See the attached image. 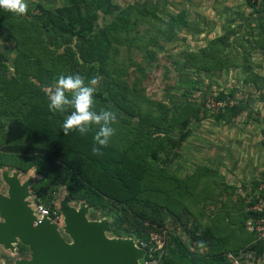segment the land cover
I'll return each instance as SVG.
<instances>
[{"label":"trees","instance_id":"1","mask_svg":"<svg viewBox=\"0 0 264 264\" xmlns=\"http://www.w3.org/2000/svg\"><path fill=\"white\" fill-rule=\"evenodd\" d=\"M86 1L87 6H82ZM248 1L253 8H257L256 0ZM88 7L91 9L88 10ZM115 9L117 8L112 0H67L64 6L53 9L32 3L26 5L23 14L0 8V28L14 39L22 60L33 61L37 66L35 73L17 76L19 80L28 79L36 90L39 87L37 83L45 82L41 79L42 75L47 76L46 84L50 85L60 76L72 75L83 68L88 69L89 74L98 73L108 81L107 85L93 94L94 101L100 102L94 111L99 113L101 110H109L116 115L118 123L115 122L112 127L115 129L119 125L108 143L122 150L123 159L114 163L110 169L100 154L93 151V144L90 142L82 144L70 137H57L44 142L34 137L28 124L18 115L20 109L16 98L21 97L20 89L13 91L16 94L11 95L10 101H2L3 105L0 103V167L12 166L23 171L35 167L39 178L32 187V193L36 202L44 203L51 209L58 203L55 193L58 189L65 188L71 199L84 201L94 208L109 209L115 218L124 212L127 225L131 228L130 236L149 240L152 234H162L167 230L165 252L160 264H229L225 258L228 251L220 248V240L215 238L210 228L203 227L201 223L196 224L190 233L195 247L192 249L179 232L170 231L166 226L163 205L159 196L155 195L162 185L172 186L173 182L180 184L182 192L189 193L187 190L190 183L184 181L181 184L176 175L157 166L155 160L158 158L159 148L164 149L167 143L179 146L189 133H181L178 139L173 137L172 119L176 114L175 110L132 87L125 78L126 70L111 65L118 49L110 37L111 33L121 29L128 39L129 24L153 27L163 26L166 21L155 10L149 11L147 8L128 4L121 14L120 22L111 23L106 28L98 27V13L112 14ZM256 10L262 13L264 20V4ZM181 14L174 24H185L186 18ZM171 18L174 20L176 17ZM74 38L81 44L78 58L72 46ZM226 39H214L199 51L190 53L188 59L197 72L221 71L233 64L226 55L222 57L226 50ZM72 65H77V68L74 69ZM109 65L113 68L109 69ZM208 94L226 97L223 93L217 94L212 90L204 92L201 100H198L201 105H192L195 117L199 118L198 112L202 106L205 111H209L205 106V96ZM28 99L31 102V95H28ZM111 103L115 106L111 107ZM29 106L31 110L33 105ZM222 111L217 114L223 113ZM129 117L138 118L139 121L147 118L146 127H142L141 122L138 127H127L125 122ZM154 118L158 123L152 122ZM188 123L189 119L183 120L182 128ZM155 133L158 135L156 138ZM161 134L165 140H162ZM132 135H138L141 140L132 139ZM153 145L156 148L151 150ZM172 148L169 147L168 152ZM148 156L152 159L148 160ZM251 216L259 214L248 211L245 222ZM263 246L264 243L261 242L249 248L261 253Z\"/></svg>","mask_w":264,"mask_h":264},{"label":"rangeland","instance_id":"2","mask_svg":"<svg viewBox=\"0 0 264 264\" xmlns=\"http://www.w3.org/2000/svg\"><path fill=\"white\" fill-rule=\"evenodd\" d=\"M162 1L163 0H112L117 9L113 10L112 14L105 15L99 12L96 23L98 27L106 28L111 23L120 22L122 17L121 14L128 4L140 8H147L149 11L155 10L158 16L166 21L163 26L156 25L153 27L146 24L138 27L134 24H129L127 26V31H129L127 32L129 35L128 39L125 32L121 31V29L111 33V40L115 43L114 46L118 49V53L114 57L111 65H117L126 70L125 78L132 87L142 91L148 98L175 110L176 114H174L172 119L173 137L178 139L181 133L186 132L189 133V136L185 138L179 146H172L167 143L164 146V149L159 148L158 158L155 160V163L157 166L160 165L171 175H176L175 171H177L180 176H185V178H187L191 175V132L195 129L192 124L198 118L195 117L192 105H201L198 101L202 98L203 94L201 93L210 91L211 82L207 79V75L202 72H197L196 68L192 66L188 59L193 50L190 43V30L182 29L180 26L174 24V22L180 19L179 15L181 12L178 11L184 9V7L187 8L188 2L183 3L181 0H166L169 5L172 6V13L166 14L159 12L160 7H158V5L159 3L161 4ZM23 2L26 5L32 3L41 4L50 9L67 4V0H23ZM87 3V1L84 2L82 6H87ZM173 4H176V6ZM90 9L91 7H88V10ZM172 16L176 18L173 20L171 18ZM184 17L188 18L187 13H185ZM262 21H264L263 18ZM246 35L249 38L252 36L251 33H247ZM46 37H48L47 34ZM72 46L74 48L75 56L78 58L80 56L81 44L76 38H74ZM73 62L77 63L75 60H73ZM111 65H109V69L113 68ZM71 67H74L75 69V67L77 68V65H72ZM36 69L37 66L33 61L26 62L22 60L14 39L7 31L0 28L1 105H3L2 101H10L9 98L11 95L16 94L14 92L21 89V97L18 96V98H16L20 109L18 115L26 124H28L30 132L34 137L42 139L44 142L56 139L57 137H70L71 140L81 142L82 144H88L90 142V144H93V147L95 146L99 149L97 152L106 162L105 165L110 169L113 167L114 163L123 159V157H121L123 155L122 150L118 148V146L112 143H108L105 146L94 143V135L97 129L95 125L91 126L89 131L86 130L83 135L75 130H68L67 132L64 130L62 122L66 115L70 113L71 109L67 108L65 113H60L49 111L47 107L49 93L54 91L57 81L47 85V76L42 75L41 79L45 80V82L37 83L39 87L36 90V87L31 86L32 84L28 79L20 78L21 80H19L17 77L19 75L21 76L23 73L31 75L32 72L35 73ZM74 74H80L84 78L86 84L89 79L96 77L98 79V84L95 86L96 91L108 84V81L98 73L89 74L88 69L85 68L76 71ZM218 81L221 80L219 79ZM41 85L43 87H41ZM28 95H31V102L28 99ZM66 95L70 97V93H66ZM206 97L207 95L205 98ZM205 98L203 96L204 100ZM29 104L33 105L31 110H29ZM99 104V101H94L92 110L94 111L99 107ZM110 106L114 107L115 105L111 103ZM155 106L156 109H159L157 105ZM146 108L148 109L150 107ZM162 109H164V107ZM204 109L205 108L202 106L198 114L200 113V115H202L204 113H209L211 115H216L209 111H205ZM155 111L159 113L157 110ZM186 119H189V123L182 128L181 122ZM116 122L118 123L117 120ZM140 122L142 127H146L148 121L145 117L141 121H139L138 118L129 117V120H126L125 123L127 127L134 128L138 127ZM152 122L156 124L158 123V120L154 118ZM5 123H7V121H5ZM118 125L119 124L116 125L115 129ZM157 136L158 135L155 133L154 137L156 138ZM160 136L162 137V140H165L163 134ZM131 138L134 140H141V137L138 135H132ZM111 139L114 140V138ZM169 147L173 148L168 152ZM152 148H156V145H153L151 150ZM151 159L152 157L148 156V160ZM7 175H17L21 182L30 181L31 197L29 200L31 204H35L36 200L32 193V187L39 178L35 167L29 168L25 171L12 166L0 167L1 195L8 194L9 187L5 181V176ZM198 177H200V175L196 174L193 177V180ZM205 178L206 176L203 180ZM188 179L182 180L180 183H190L189 190H187L189 193L182 192L181 187L179 186L180 184L178 185L173 182L172 186H170V184L162 185L155 196H159V201L163 205L162 212L166 219L167 228L170 231L179 232L185 241L191 245L192 249H194L195 247L191 242L190 234L192 232L191 230L194 229L197 224L194 214L198 213L201 218L204 217L210 209H207L206 205L197 207V200L199 198L202 199V196L200 195L204 196L205 194L207 196L208 191L206 193L205 190L198 189L197 187L201 184L198 182V184L194 186L191 184L194 183V181ZM55 197L57 202L60 203L62 199L69 196L65 188H60L55 193ZM82 202L83 201H76L70 198V204L76 207H79ZM118 215L119 217L115 218L109 209H98L90 206L87 219L89 221L102 220L104 218L107 219L111 226V230L106 232L108 238L117 239L130 236L131 228L127 225L125 218L126 214L122 212ZM2 220L3 218L0 216V221ZM202 224L204 225V223H201V225ZM65 237L67 238L66 235ZM15 247L16 250L12 251L4 246H0V264H13L18 259L27 258L29 255L28 247L24 246V248H21L20 250H18V244H16Z\"/></svg>","mask_w":264,"mask_h":264},{"label":"crops","instance_id":"3","mask_svg":"<svg viewBox=\"0 0 264 264\" xmlns=\"http://www.w3.org/2000/svg\"><path fill=\"white\" fill-rule=\"evenodd\" d=\"M181 1L188 2V9L178 12L187 13L188 18L185 24L176 25L190 30L192 52L214 39L227 38L222 57L226 55L233 64L221 71L202 73L211 82L210 90L236 103L221 114L204 113L196 119L191 132V175L185 178L177 171L175 174L181 181L200 175L191 184L199 182L197 188L208 193L200 195L197 207L206 205L210 210L201 218L194 212L196 222L211 229L224 251L239 250L253 240V234L245 228L247 199L264 182L262 13L256 10L259 5L253 8L248 0ZM158 7L160 13H172L166 0ZM247 33L252 36L247 37Z\"/></svg>","mask_w":264,"mask_h":264},{"label":"water","instance_id":"4","mask_svg":"<svg viewBox=\"0 0 264 264\" xmlns=\"http://www.w3.org/2000/svg\"><path fill=\"white\" fill-rule=\"evenodd\" d=\"M8 194H0V246L12 251L20 243L29 248V257L13 264H139L144 250L130 237L111 239L107 219H87L90 205L70 204V197L60 201L64 215V233L58 225L44 218L38 221L30 200V181L21 182L17 175L5 176Z\"/></svg>","mask_w":264,"mask_h":264},{"label":"built area","instance_id":"5","mask_svg":"<svg viewBox=\"0 0 264 264\" xmlns=\"http://www.w3.org/2000/svg\"><path fill=\"white\" fill-rule=\"evenodd\" d=\"M258 5H263L264 0H256ZM236 101L227 96L225 98L216 97L213 94H208L205 100V106L209 112L213 114L219 113L228 106L235 105ZM249 212L258 213L259 216H251L245 222V228L252 233L254 238L248 247L239 249L238 251H228L225 253V258L229 264H264V246L261 253L257 249H251L254 244L264 243V182L252 197H248ZM33 209V214L38 221L44 218L49 219L52 223L58 225V230L65 236L64 233V215L60 209V203L56 204L54 209H51L44 203L30 204ZM168 231L164 230L162 234H152L149 240H141L135 236H126L134 240L137 248L143 249L144 255L139 260V264H160V259L165 252L166 238Z\"/></svg>","mask_w":264,"mask_h":264},{"label":"clouds","instance_id":"6","mask_svg":"<svg viewBox=\"0 0 264 264\" xmlns=\"http://www.w3.org/2000/svg\"><path fill=\"white\" fill-rule=\"evenodd\" d=\"M0 8L23 14L26 4L23 0H0ZM97 84L96 77L89 79L86 84L80 74L60 76L54 91L49 93L47 107L49 111L60 113H65L66 109L70 108V113L62 122L64 130L66 132L75 130L83 135L95 125L97 131L94 135V143L105 146L114 134L115 129L112 125L116 122V116L109 110H101L99 113L92 110L93 94ZM66 93H70V97ZM93 151L97 152L99 149L94 146Z\"/></svg>","mask_w":264,"mask_h":264},{"label":"flooded vegetation","instance_id":"7","mask_svg":"<svg viewBox=\"0 0 264 264\" xmlns=\"http://www.w3.org/2000/svg\"><path fill=\"white\" fill-rule=\"evenodd\" d=\"M25 247H27V246H25ZM21 248H22V245L20 243H18V250H20ZM27 257H29V255Z\"/></svg>","mask_w":264,"mask_h":264}]
</instances>
